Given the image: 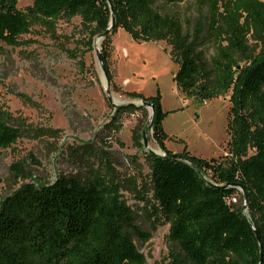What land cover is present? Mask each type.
Returning <instances> with one entry per match:
<instances>
[{
  "label": "trees",
  "instance_id": "16d2710c",
  "mask_svg": "<svg viewBox=\"0 0 264 264\" xmlns=\"http://www.w3.org/2000/svg\"><path fill=\"white\" fill-rule=\"evenodd\" d=\"M180 1L111 0L110 8L107 0H33L21 11L18 0H0V41L8 45L25 43L20 38L34 24L53 31L61 17L80 18L89 49L94 37L104 34L100 56L109 86L114 78L111 36L121 27L135 40L170 46L177 65L173 78L186 95L210 99L230 91L229 140L227 153L220 157L206 159L187 150L168 157L172 152L161 126L167 113L159 96L128 92L153 105L147 128L164 153H144L147 182L134 175L122 182L113 177L107 151L100 167H91L83 178L60 174L42 183L20 169L25 182L0 201V264H146L134 240L145 242L151 234L136 224L122 189L144 203L153 221L169 224L171 264H264V50L256 54L245 41L247 21L239 26L231 18L220 29L222 43L212 35L214 28L207 31L198 23L192 32L184 31L178 17L155 7V2ZM243 7L261 26L262 5L255 1L254 8ZM207 42L215 43L209 61L200 50ZM18 96L31 103L26 95ZM111 106L114 119L144 108ZM144 130L141 126L134 135L139 147ZM19 136L10 114L0 108V150L14 145ZM239 189L252 221L230 202Z\"/></svg>",
  "mask_w": 264,
  "mask_h": 264
},
{
  "label": "rangeland",
  "instance_id": "374dc122",
  "mask_svg": "<svg viewBox=\"0 0 264 264\" xmlns=\"http://www.w3.org/2000/svg\"><path fill=\"white\" fill-rule=\"evenodd\" d=\"M255 1L262 5L261 26L243 7L252 9ZM32 2L18 0L17 7L25 11ZM155 7L178 17L184 31L192 32L198 23L207 31L214 28L211 33L219 41L224 40L220 29L231 18L238 20L239 26L247 21L245 41L256 54L264 50V0H183L155 2ZM20 40L26 42L12 46L0 41V108L10 114L11 124L20 133L14 145L0 150V201L25 182L20 169L32 174L30 180L42 183L60 174L83 178L91 167H100L104 151L113 160V177L122 182V178L134 175L147 182V149L144 139L139 147L134 135L144 126L148 148L163 154L147 128L150 109L144 106L114 119L115 109L106 98V89L118 105H141V100L128 96V92L158 95L167 113L161 122L164 144L171 152L187 150L206 159L227 153L230 91L210 99L186 95L175 84L177 65L165 41L135 40L118 27L111 36L114 78L109 86L96 56L102 38L94 37L89 49L79 17L57 19L53 31L34 24ZM214 44L207 42L200 47L208 61L214 55ZM121 191L135 212L136 224L151 234L145 242L134 240L146 264H171L169 224L153 221L135 194ZM230 202L252 221L241 189Z\"/></svg>",
  "mask_w": 264,
  "mask_h": 264
},
{
  "label": "water",
  "instance_id": "95a60500",
  "mask_svg": "<svg viewBox=\"0 0 264 264\" xmlns=\"http://www.w3.org/2000/svg\"><path fill=\"white\" fill-rule=\"evenodd\" d=\"M107 1H108V4H109V7L111 8V7H112L111 0H107ZM113 22H114V17L111 16V20H110L109 28L112 27ZM109 28H108V29H109ZM103 36H104V34L100 35L99 37H100V38H103ZM96 56H97V58H98V60H99V63H100V65H101V67H102L101 56H100V50H99V49H96ZM102 69H103V68H102ZM106 98H107V100H108V101H109L114 107L118 106V104H115V103L112 101V98H111V96H110V92H109V90H107V89H106ZM130 104L135 105L134 103H130ZM141 105H143V106H145V107H148V108L150 109V117H149V122H150L151 119H152V115H153V105H152L151 103H148V102H142V101H141ZM143 139H144V145H145L146 149H147V150H150V149L148 148L147 142H146V140H145V132H143ZM163 154H164V153H163ZM163 154H161V155H163ZM167 156H168V157H172V158H177V157H178V155H177L176 153H173V152L170 153V154H167ZM244 197H245V195H244Z\"/></svg>",
  "mask_w": 264,
  "mask_h": 264
},
{
  "label": "bare ground",
  "instance_id": "6f19581e",
  "mask_svg": "<svg viewBox=\"0 0 264 264\" xmlns=\"http://www.w3.org/2000/svg\"><path fill=\"white\" fill-rule=\"evenodd\" d=\"M97 42V41H96Z\"/></svg>",
  "mask_w": 264,
  "mask_h": 264
}]
</instances>
